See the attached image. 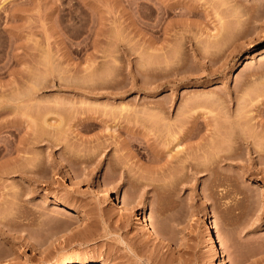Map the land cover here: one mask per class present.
Here are the masks:
<instances>
[{
  "label": "rangeland",
  "instance_id": "rangeland-1",
  "mask_svg": "<svg viewBox=\"0 0 264 264\" xmlns=\"http://www.w3.org/2000/svg\"><path fill=\"white\" fill-rule=\"evenodd\" d=\"M263 71L264 0H0V264H264Z\"/></svg>",
  "mask_w": 264,
  "mask_h": 264
},
{
  "label": "bare ground",
  "instance_id": "bare-ground-1",
  "mask_svg": "<svg viewBox=\"0 0 264 264\" xmlns=\"http://www.w3.org/2000/svg\"><path fill=\"white\" fill-rule=\"evenodd\" d=\"M260 72V71H259ZM264 72V71H263ZM262 72V73H263ZM261 74V73H260ZM259 74V75H260ZM260 78H261V76H260ZM259 78V79H260ZM256 80H257V78H256ZM261 80V79H260ZM246 93V92H245ZM248 93V92H247ZM236 95V94H235ZM247 95V94H246ZM244 96V94L242 95V97H241V94L240 95H237V96H234V101H235V107L233 108V112L234 113H232L231 114V112L229 111V108H227V112L229 113H227L226 114V111L224 112L225 113V115H227L228 116V118H231V117H233L232 119H230V120H232V121H229V119L227 118V120L231 123V122H233V123H236L235 125H234V127L236 128L237 126L239 127H237L236 129H235V131L238 129V130H240V131H238L237 130V134H236V136H235V133L234 134H232V131H230V134H228V132H227V134H228V136L229 135H234L233 136V138L235 139V141H236V143H237V145H240V147H241V145H247V144H249V141H248V137L250 136V138H252V140L254 141V139H255V137L256 136H254V132H252V134L251 133H249V135L247 134H245L244 133V131H245V128H241L240 129V126L241 125H239V124H241V122H242V125L243 124H248L247 122H245V120L246 121H248L251 117H249V118H247L246 116H248V115H246L245 114V101H243L242 99L244 98V100H246V98L245 97H243ZM242 100V101H241ZM259 101L261 100V99H258ZM258 100H257V102H258ZM244 102V103H243ZM262 108H264V100L263 101H260V102H258L257 103V105H256V110L255 111H258V110H260V109H262ZM233 115V116H232ZM250 115V114H249ZM226 116V117H227ZM235 117V118H234ZM253 118V117H252ZM234 119V120H233ZM255 119V118H254ZM244 120V121H243ZM253 120V119H252ZM256 120V119H255ZM227 122V121H226ZM228 122V123H229ZM245 122V123H244ZM249 122V121H248ZM229 123V124H230ZM233 123H231V126H233L232 124ZM249 123H252V121L251 122H249ZM237 125V126H236ZM230 126V125H229ZM229 126H228V128H229ZM230 126V128H232ZM245 126V125H244ZM234 129V128H233ZM232 129V130H233ZM242 129H244V131L242 130ZM247 129V128H246ZM227 130V129H226ZM242 130V131H241ZM249 130H252V129H249ZM234 131V132H235ZM241 132H242V135H241ZM226 134V135H227ZM244 134V135H243ZM254 137V139H253V137L251 136V135ZM246 135V136H245ZM227 136V137H228ZM215 137V132H212V136L210 137V149H209V151L211 152L212 151V153H211V155L213 156V158H214V160H216V158L217 157H219L220 155H218L219 154V150H218V148H216L217 146L215 145L216 143H215V141H213V138ZM231 137V138H230ZM229 138L232 140V136H229ZM228 138V139H229ZM229 139V141L232 143V141ZM256 140V139H255ZM226 141H228V140H226ZM234 142V141H233ZM251 142V141H250ZM255 142H257V141H255ZM226 143H229V142H226ZM96 144V143H95ZM102 144V143H101ZM234 144V143H233ZM254 144V143H253ZM258 144H260V143H257L256 145L257 146H259ZM97 146H95L96 148V150H97V148L98 147H100L99 146V144H96ZM228 145V144H227ZM229 146H230V144H229ZM228 146V147H229ZM233 146V145H232ZM236 146V144L234 145V147ZM249 146V145H248ZM92 147V146H91ZM233 147V148H234ZM237 147V146H236ZM242 147H244V146H242ZM241 147V148H242ZM251 147V146H250ZM254 147V146H253ZM230 148H231V146H230ZM238 148V147H237ZM236 148V149H237ZM246 148V147H245ZM259 148H261V147H259ZM84 149H86V148H84ZM102 149V148H101ZM200 149H203L204 150V147L202 148V147H200ZM227 149V148H226ZM229 149V148H228ZM232 149V148H231ZM254 149V148H253ZM252 149V150H253ZM255 150H256V148H255ZM88 151V150H87ZM92 151H94V150H92ZM198 151H199V148H198ZM202 150H200V152H201ZM260 150H258L257 149V152H259ZM84 152V151H83ZM203 152V151H202ZM202 152H201V154H202ZM205 152V151H204ZM226 152H227V150H226ZM256 152V151H255ZM261 152V151H260ZM259 152V153H260ZM264 152V151H263ZM88 153H90V152H88ZM225 153V152H224ZM205 154V153H204ZM82 155V154H81ZM81 155H79V156H81ZM200 155V154H199ZM198 155V156H199ZM206 155V154H205ZM204 155V156H205ZM78 156V155H77ZM88 156V155H87ZM197 156V155H196ZM201 156H203V154L201 155ZM204 156L203 157H198L199 159H197V158H194L195 159V162H191V161H189V165L191 166V169H206V165H205V161H206V159L208 158V156L207 157H205V161H204ZM210 156V155H209ZM225 157H229V153H225V155H224ZM86 157V156H85ZM89 157V156H88ZM74 158V157H73ZM83 158H84V156H83ZM202 158V159H201ZM201 159V160H200ZM186 160V159H185ZM188 160V159H187ZM186 160V161H187ZM203 160V161H202ZM210 162H212L211 160H209ZM213 162H216V161H213ZM212 162V163H213ZM218 162V161H217ZM216 162V163H217ZM212 168L209 170V168L210 167H208V170H209V172L211 171V173H210V175L212 174L213 175V179H214V176H215V174L217 173V169H219V168H217L215 165L214 166H211ZM217 168V169H216ZM205 172H202L201 171V173H200V175H203ZM222 173V172H221ZM66 175H67V177L69 178V183H70V186H71V188H72V190H74L75 191V197L76 198H70V197H67V198H61L60 200H59V205L62 207V209H66V210H71L72 212H73V216L74 217H82V216H84L85 214H86V207H87V205L88 204H94V205H97L98 206V208H100V209H102V200H101V197L100 196H102V193L100 192V190H98V189H96V188H93V187H91V186H81V183H80V180H79V178L75 175V174H73V173H71V172H66ZM221 175V174H220ZM222 176V175H221ZM222 178V177H221ZM228 179V178H227ZM209 180H210V178H209ZM230 180V179H229ZM212 181V180H211ZM215 183V182H214ZM78 203H80V204H78ZM118 203H121V205L122 206H124V208H125V210L127 211V213H128V215H131V216H133V217H135L136 219H138V223H139V225L141 226V227H144V228H148L149 229V231L151 232V234L154 236V237H156V238H158V237H160V231H159V229H157V227L156 226H153L152 224H150L149 223V221H148V218L145 216L144 218H139L133 211L134 210H132V208L128 205V203H126L124 200H122V199H120V198H118ZM63 231L62 232H64V234H70V233H72V229L71 228H65V229H62ZM61 231V230H60ZM205 232L206 233H208L210 236H211V238H212V242H213V256H212V264H222V256H223V254H222V252H223V250H222V248H223V240H222V237H221V235L218 233V232H216V231H214L213 232V224H212V222L211 221H209L208 222V224L206 223V225H205ZM73 264H75V263H73ZM77 264V263H76ZM79 264H89L88 262H82V263H79ZM100 264H108L107 262H101Z\"/></svg>",
  "mask_w": 264,
  "mask_h": 264
}]
</instances>
